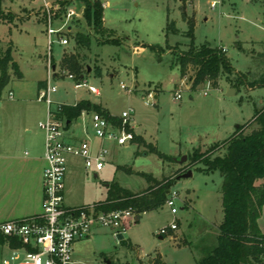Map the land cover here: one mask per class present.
Segmentation results:
<instances>
[{"label":"rangeland","instance_id":"1","mask_svg":"<svg viewBox=\"0 0 264 264\" xmlns=\"http://www.w3.org/2000/svg\"><path fill=\"white\" fill-rule=\"evenodd\" d=\"M101 1L110 3L103 12L105 27H113V38L120 40L119 45L101 44L106 38L103 35L96 40L92 37L81 14L82 1L1 0L2 8L11 12L5 14L11 16L0 19V59L7 48L12 50L11 62L17 63L22 78L9 63L8 84L0 92V142L14 144L15 155L21 158L30 153L31 142L43 141L38 123L46 120L48 108L36 100L40 81L48 80L56 89L51 95L52 109L86 99L112 115L133 110L135 132L170 161L163 162L156 154L136 156L143 147L134 143H105L107 162L97 177L79 160H68L64 201L70 206L104 201L112 181L134 193L147 187L143 178L120 171V166L157 180L177 172L178 178L190 171V176L176 179L171 188L177 213L172 215L165 204L128 223L122 237L131 247L122 246L107 229H98L89 239L73 244L72 259L76 264H140L138 259L148 264L158 252L165 264H197L217 243V227L223 218L222 177L218 172L203 173V164L188 168L189 156L193 150L204 152L227 140L264 102V87H253L264 74V0H216L215 8L209 0H125L122 6L115 0ZM181 9L187 19H193L192 43L185 34L188 27L181 19ZM71 11L74 14L67 17ZM131 15L134 20L126 23L124 18ZM167 18L175 22L178 32L165 38ZM48 28L55 33L49 36ZM68 31L72 34H66ZM77 32L91 37L89 49L74 42ZM60 38H66L68 44L60 45ZM150 46L163 48L160 58ZM191 46L195 50L203 46L221 50L234 72L245 76L243 83L234 88L223 76L217 87L206 82L190 91L187 80L192 73L181 80L175 58ZM65 54L76 56L84 73L82 80L98 89L99 97L85 89L75 90L74 83L63 75L49 77L48 66L52 73L53 63L58 66ZM88 68L90 73L86 74ZM97 68L101 76L96 75ZM122 84L126 89L120 88ZM231 89L233 93L227 96ZM176 92L180 99L175 98ZM76 121L78 125L82 122ZM223 154L221 150L214 156ZM259 222L264 231V207ZM173 223L176 231L162 236L160 231Z\"/></svg>","mask_w":264,"mask_h":264},{"label":"trees","instance_id":"2","mask_svg":"<svg viewBox=\"0 0 264 264\" xmlns=\"http://www.w3.org/2000/svg\"><path fill=\"white\" fill-rule=\"evenodd\" d=\"M84 4L83 17L88 27L96 33H101L103 6L99 0H81ZM181 19L187 24L186 36L193 41V19H187L185 11L179 10ZM11 16L5 14L0 0V19ZM165 38L169 34H176L175 22L167 18L165 27ZM73 40L81 47L87 48L90 40L83 34H76ZM106 43L117 44V40H106ZM145 47V46H144ZM143 47V48H144ZM151 50L159 52L163 50L160 46H150ZM239 50H242L240 45ZM11 50L7 49L0 59V92L8 84L7 66L11 68L18 78L21 74L15 63L11 62ZM176 65L179 70L180 79L188 77L189 90L195 91L201 84L210 83L217 87L218 80L226 76L232 87L242 84L245 76L234 72L228 57L216 48L203 46L195 50L192 46L187 51L176 54ZM60 71L74 75L76 80L81 79L83 72L74 54H65L60 61ZM95 73L100 76V70ZM56 77V75H54ZM243 79V80H242ZM254 83L264 87V74ZM44 82L37 84V89L45 85ZM82 112L98 113L104 118L118 125V117L111 116L99 105L81 101L75 105H62L60 117L72 123L77 120ZM249 130L248 133H245ZM132 143L138 147L142 146L141 152L156 154L163 162H168L169 157L161 154L140 136L134 135ZM224 150L222 156H214L217 152ZM203 164L202 172L205 174L218 172L222 177L220 188L223 218L217 227V243L211 252L197 262V264H264V234L258 227V219L264 205V105L256 110L252 118L245 124L238 126L236 131L225 141L216 143L204 152L193 150L189 156L188 168ZM120 171L127 174H135L143 178L147 187L137 193L121 187L112 181L107 185L106 198L95 204L99 212H110L117 210H131L135 216L162 208L171 195V188L177 179V173L170 177L155 179L150 174L134 173L130 167H118ZM177 171H183L179 169ZM8 239L0 235V245H4ZM11 246H17V242L11 241ZM131 247L129 243L126 245ZM150 264H164L160 256L152 259Z\"/></svg>","mask_w":264,"mask_h":264},{"label":"built area","instance_id":"3","mask_svg":"<svg viewBox=\"0 0 264 264\" xmlns=\"http://www.w3.org/2000/svg\"><path fill=\"white\" fill-rule=\"evenodd\" d=\"M209 1L211 8H215L217 1ZM45 8H48V5H45ZM73 14L71 11L67 17ZM54 33L48 28L49 36ZM59 44L65 46L68 42L65 38H60ZM48 69L49 77L63 75L74 83L75 90L85 89L97 97L100 96L99 90L83 81V77L76 80L75 76L69 73L58 70H52L51 73L50 66ZM120 88L126 89L123 84ZM55 92V87L50 86L47 80L45 85L37 90L36 96V100L48 108L46 120L38 123V128L44 134L42 210L36 216L0 223V235L8 239L5 243L8 254L2 258L1 264H74L73 244L86 240L94 228L107 229L117 238L123 236L128 223L134 222L135 215L131 210L99 212L95 205L67 207L64 203L68 160H80L86 171L98 173L102 170L109 152L105 143H113L116 146L132 143L135 135L132 126L133 110L123 111L118 116V125L98 113L82 112L81 116H88V127L83 124V137L74 141L71 139L72 133L66 132L72 123L60 117L62 105L51 108V95ZM204 94L206 95V92ZM12 98V93H9V99ZM175 98H181L179 92L175 93ZM165 204L170 208L172 215L177 213L174 195L171 194ZM167 229L175 230L176 224H171ZM167 229H162L160 234H165ZM11 241L17 242V246H11Z\"/></svg>","mask_w":264,"mask_h":264},{"label":"crops","instance_id":"4","mask_svg":"<svg viewBox=\"0 0 264 264\" xmlns=\"http://www.w3.org/2000/svg\"><path fill=\"white\" fill-rule=\"evenodd\" d=\"M54 1H56V0H54ZM79 1H81V0H79ZM99 1L102 3V5H104L103 12H104L105 8H110L109 1H106L104 3L101 0H99ZM124 1L125 0H115V3L122 6ZM136 7H139L138 3L136 4ZM3 11L9 12V11H5L4 9H3ZM9 13H11V12H9ZM81 14H83V10H81ZM133 20H134L133 15L124 18V21L126 23H129V24H131ZM105 22H106L105 16L102 13L103 30L101 33H96L91 27H88V25L86 23H85V26L88 28V30H89L88 32L90 34H93L92 37L95 40L98 39L99 37H101L102 35H103V37H106L104 39L103 43H101V44H110V43H106L105 42L106 40H117L120 42L119 39L113 38L115 35L113 27H111L112 29L106 28ZM66 34H72V33H70L68 31ZM76 34H78V32L74 33V35H76ZM61 35H63V34L61 33ZM86 35H88V34H86ZM63 36H65V35H63ZM89 38H90V42H91V37H89ZM112 45H119V43L112 44ZM89 46H90V43H89ZM89 46L85 49H89ZM136 48H138V47H136ZM143 49H145V48H140V50H143ZM11 58H13L12 50H11ZM13 60H14V58H13ZM60 61H61V57H60L58 66H55L53 63L52 70H55V71L59 70ZM16 65H17V63H16ZM56 68H57V70H56ZM97 69H99V68H97ZM89 73H90V68H88L86 71V74H89ZM20 74H21V72H20ZM83 76H84V73L81 75V77H83ZM100 76H101V71H100ZM21 78H22V74H21ZM40 82H44V81H40ZM154 98H156V97H154ZM81 101H88V100L82 99ZM81 101H78V102H81ZM78 102H76V103H78ZM76 103H74L73 105H75ZM261 104L263 106L264 102L261 101ZM0 106H1V102H0ZM100 107L103 108L105 111H107V109H105L104 107H102V106H100ZM110 115L114 116V117H118L117 115H112V114H110ZM80 120H82L81 124L78 125L76 123L77 121L75 120L72 122L71 126L69 128H67V130H66L67 134L72 133L73 136L71 139H73L74 141L79 140L83 137L82 125L85 124L86 127H88L89 121H88L87 115L86 116L80 115V117L78 118V121H80ZM87 130H88L89 134H91L90 128H88ZM134 133H135V135L140 136L146 142V140L144 139V137L142 135H138L135 132V130H134ZM29 145H30V153L26 154V152H25L24 155H26V156L20 158V157H17L15 155L14 144H11V142H7V141H4V142L1 141L0 142V223L10 221V220H17V219H22V218H26V217L36 216V215H39L41 213L42 197H43V194H42L43 193V191H42V172H43V169L45 166V162H44V138H43V141L40 142L39 144H36V143L34 144L33 142H31ZM93 175L95 177H97V173H94ZM66 178H67V175H66ZM65 192H66V187H65ZM64 203H65V201H64ZM91 205H95V204H91ZM65 206H67V207H81V206H90V205L70 206V205H67L65 203ZM263 207H264V205H263ZM139 219H140V216H139ZM260 219H261V213H260V217L258 219V227H259L261 233L264 234V231L260 227V222H259ZM98 229H103V228H99V227L94 228L89 237H91V235H93V233H95ZM167 231L170 234H172L171 232L176 231V230L168 229ZM162 236H165V235L163 234ZM89 237L87 239H89ZM160 239H161V237H160ZM174 242L178 248L181 246V245H179L176 237H174ZM7 254H8V250H7L6 244L0 245V264H1L2 258L5 257ZM155 254H156L155 256L159 255L161 260L165 264L162 255H160V253H158V252H156ZM138 260L141 264L142 263L141 260L140 259H138ZM151 262H152V259L148 261V264H150ZM76 263L77 262H74V264H76ZM107 264H109V263H107Z\"/></svg>","mask_w":264,"mask_h":264},{"label":"water","instance_id":"5","mask_svg":"<svg viewBox=\"0 0 264 264\" xmlns=\"http://www.w3.org/2000/svg\"><path fill=\"white\" fill-rule=\"evenodd\" d=\"M53 69H54V68H53ZM232 93H233V90L231 89L229 92H227V96H230ZM185 159H186V157L183 158V161H184ZM190 175H191V172L189 171V172H187L186 174H184V175L178 177L177 179H179V178H186V177H188V176H190ZM134 220H135V222H137V221L139 220V216H136V217L134 218ZM117 239H119V240L121 241V245H122V246H125V245H126V242L123 241V237H122V236H118Z\"/></svg>","mask_w":264,"mask_h":264}]
</instances>
